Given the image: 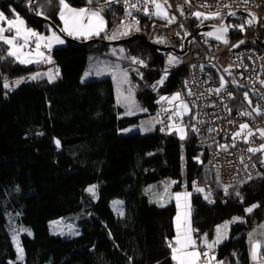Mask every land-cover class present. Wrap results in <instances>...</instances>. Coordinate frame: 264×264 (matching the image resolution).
Listing matches in <instances>:
<instances>
[{"label": "trees", "instance_id": "1", "mask_svg": "<svg viewBox=\"0 0 264 264\" xmlns=\"http://www.w3.org/2000/svg\"><path fill=\"white\" fill-rule=\"evenodd\" d=\"M65 1L102 11L106 28L93 38L103 41L133 35L145 39L152 20L167 22L153 14L140 16L127 22L137 24L138 30L130 28L126 35L111 40L126 22L121 7L110 0ZM29 3L0 0V11L7 19L22 17L28 27L41 33L51 31L29 15ZM34 12L60 27L59 0H35ZM28 42L35 40L30 37ZM121 45L143 62L136 63L141 78L133 76L139 83L135 95L151 113L157 114L164 105L157 102L159 95L184 96L181 64L169 70L162 85L153 87L165 70L164 57L148 42ZM109 47L73 42L53 47L48 53L58 74L50 83L45 76L28 77L38 65L27 67L8 56L9 46L0 41V264H175L168 247L176 236L175 206H161L163 202L145 191L147 185L163 179L172 180L175 191L185 183L192 192L191 227L197 248L214 257L210 264H254L248 234L264 223L260 157L255 159L256 174L226 193L197 154L190 133L184 145L174 132L157 128L147 134H121L139 116L119 115L110 78L81 79L88 56ZM16 80L21 81L17 86ZM188 120L190 116H185L184 122ZM194 183L208 191H196ZM90 186L94 193L87 191ZM116 200L123 205L122 216L111 208ZM253 205V211L247 212ZM6 217L14 219L17 230H11L23 250L20 259L6 229ZM60 219L74 221L77 234H52L50 221ZM224 222L230 223L228 237L206 250L202 239H212ZM208 257L202 256L201 262L209 264Z\"/></svg>", "mask_w": 264, "mask_h": 264}, {"label": "built area", "instance_id": "2", "mask_svg": "<svg viewBox=\"0 0 264 264\" xmlns=\"http://www.w3.org/2000/svg\"><path fill=\"white\" fill-rule=\"evenodd\" d=\"M110 1L121 7L122 18L126 22L137 21L140 16L155 12L151 0H127V4L125 0ZM156 2L165 7L168 18L175 19L172 23H168V20H152L145 39L151 45L181 51L185 35L191 37L187 52L181 60V66L185 69V99L191 108L188 131L192 135L197 154L203 159L205 167L216 174L219 185L223 189L238 186L256 174L255 159L259 156L263 161L264 154L248 151L250 147L259 148L264 145V138L260 136V132L264 131V0ZM133 4L136 8L131 7ZM126 9L131 13L130 16L126 14ZM197 12L202 14L200 18L194 15ZM217 13L218 16L213 19H204L205 15L213 16ZM229 13L237 15L227 22V43H212L195 36L196 31L205 25L219 26ZM247 16L252 17L253 24ZM240 26H243V30ZM26 46L33 53V42H28ZM121 63L135 71L141 69L140 65L133 62ZM168 77L169 71H162L152 86L163 84ZM216 89L220 91L216 92ZM245 91L250 95L257 112L246 104L243 97ZM174 112L175 107L166 105L159 109L157 128L160 132H170L167 126L172 119L168 117H175ZM241 124L248 126L242 132ZM249 131L253 135L248 136ZM237 132H241V135L234 138ZM222 145L226 146V150ZM193 188L208 191V188L197 183H194ZM253 263H264V254H259Z\"/></svg>", "mask_w": 264, "mask_h": 264}, {"label": "rangeland", "instance_id": "3", "mask_svg": "<svg viewBox=\"0 0 264 264\" xmlns=\"http://www.w3.org/2000/svg\"><path fill=\"white\" fill-rule=\"evenodd\" d=\"M65 3H67V2L65 1ZM69 7L74 9V10H77V11L84 9V8H77V7L74 8V7H71L70 5H69ZM163 10H164V12L167 13L164 6H163ZM155 11H156V9H155ZM0 13H2V12L0 11ZM17 16L18 15H15L13 18H10V19H7L5 17L4 21H0V28L4 29V32L2 33V35L4 37H6V38L15 37V35H16L15 29L9 31L7 21L8 20H14ZM154 16L157 17L158 19H161V20H167V19H162L156 15H154ZM167 16H168V13H167ZM205 16L213 17L212 15H205ZM19 18L24 21V28L25 29H30L31 31L37 33L39 36H44L45 38H48L54 34L52 31L41 33L37 30H34V29H32L26 25V22L22 17H19ZM85 18H87V17H85ZM210 19H213V18H208L205 20H210ZM130 28H134L135 30H138V25L135 23L130 24L127 22H122L118 31L115 32V34L111 35L110 39L112 40V39L121 38L123 36L121 33L128 32ZM113 37H115V38H113ZM69 38H72V37H69ZM33 39L35 40V44H36V38L33 37ZM0 41H3V40H0ZM40 43H41L40 49L42 48L44 50V48H46L47 50H49L50 48H53L55 46L63 45L64 41H63V43H59V44L51 43L50 48L45 46L46 41H40ZM14 44L23 45L24 40L22 38L21 39L17 38L16 40H14ZM25 47L26 46H24L21 49V52L23 53L22 58L26 59V60H31L33 62L22 63L23 65H25L27 67H31V66H35V64L37 62L40 63L42 61V56L37 55V53L35 51L36 45H34V47H33V48H35L33 50V52H34L33 54H29L27 51V47H26V49H25ZM102 54H105V55H102ZM102 54H97L98 56H90V57L88 56L87 65H86V69H85L84 74H83L82 81H86V80L91 79L93 72H97V74H103V75L109 74L112 77L115 75L116 79H114V82L116 83V88H117L115 91V93H116L115 101H116L118 108L120 109L119 115L121 117L139 116L138 121L136 123L129 125L127 128L121 130L120 133L121 134H131L134 132H139L141 134H147V133L153 132L155 130V126H156L157 121H158L157 114L151 113L148 110V108H146L145 106H143L141 104V102L139 101V99L135 95V90L137 88L136 86H139V83L137 80H135L133 78V76H136L137 79L141 78V72H137L135 70L128 69L127 67L123 66L120 63V61L132 62L133 59H136L137 61H142V60L140 58H138L137 56L129 55L122 45L111 46V47H109V49L107 51L103 52ZM169 56L175 57L179 62L170 65L168 63ZM181 60H182V56H179V55L171 53V52H167L164 55V69H165V71H169V70L179 66L181 64ZM48 61H51V59H49ZM138 64L143 65V62L138 63ZM43 65H45V64H43ZM125 73L127 75V83L121 84L120 81L123 79V74H125ZM43 74H45L47 76L50 74V75L55 76V78H56L57 69L52 67V66H47V65L42 66L41 72L39 73V75H43ZM30 76L31 75H28V77H30ZM16 81H18V80H16ZM16 81L14 82L15 86H17ZM129 89L131 90L130 99L126 100L125 97H129ZM176 94H174V95H176ZM245 94H247V99H245ZM174 95H172V96L159 95L157 102L158 103L163 102L166 106L171 107V108L175 107V112L178 110L177 105H179L181 103V101L184 104L188 105L185 97H183V96H180V100H178V101H173L172 103H168V99H170ZM243 97L245 99L246 104L249 106V108L254 110V112H257V108L252 105L251 97L246 91L244 92ZM162 98H167V99H162ZM179 110L182 112V115L178 117L179 121H177L175 123L170 122L169 125H179L181 128H183L185 138L180 139V133L176 130V128H169V131L174 132L175 135L182 141V145H184L186 136L189 134V131H188L189 120H188V122L185 123L184 117L185 116H191V108L188 105L187 113H183L182 109H179ZM262 159L264 161V154L262 155ZM183 160H184L183 164L185 165V158L184 157H183ZM173 185H174V182L172 180L163 179V180H160V181L155 182L153 184L147 185V187H145V191L147 192V194L149 196H151V197L156 196L158 199L164 201L162 203L163 205H169L171 203L174 204V206H175V216H174L175 228L177 229V214L180 213L181 221L183 222L186 220L187 223L190 225L191 239L195 242L194 250L199 252L197 250L198 248L196 247V240L194 238L193 230L191 227V197H192V192L186 189L185 183L183 184V189L178 190V191L173 190ZM90 187H92V186H90ZM166 189H167V191H166ZM186 193L188 194L187 196H185ZM176 194L181 195L179 207L177 206V201L175 199ZM116 201H119V200H116ZM114 202L115 201L112 202L111 208L116 213V215L122 216L123 205H122L121 201H119L120 203L118 205H114ZM6 218H7L6 229H7L8 233H10L11 241L14 245V248H15V251L17 254V259H20L23 256V250H22V256H21V254L18 253V251H17V244H19L21 249H22V247H21L20 242L18 241V237L15 233L17 229H16L14 219L11 217H6ZM224 225L228 226V225H230V223H226ZM224 225L217 227V229H221L222 234H223L222 228L224 227ZM11 229L15 232H13ZM258 229H260V228H258ZM49 231L52 234H55V235L57 234L58 236H61V237L75 236L77 234L76 233L77 231L75 228V222L72 221V223H71L70 221H64L63 219L50 221ZM253 231H254V233H257L256 229H254ZM27 232H29V231H27ZM176 236H177V230H176ZM176 236H175V239H176ZM14 237H15V239H14ZM175 239H174V241H175ZM216 239H217V232L215 233V238L213 241H215ZM202 240H203L202 243L204 244L206 250H209L207 248L205 242L210 244L213 241H211V239L209 240L207 238L206 239L203 238ZM222 240H224V239H221L220 242H223ZM248 240L250 241L249 238H248ZM202 243H201V245H202ZM218 244H221V243H218ZM215 246H216V244L213 246V248ZM199 261H198V264H200Z\"/></svg>", "mask_w": 264, "mask_h": 264}, {"label": "snow or ice", "instance_id": "4", "mask_svg": "<svg viewBox=\"0 0 264 264\" xmlns=\"http://www.w3.org/2000/svg\"><path fill=\"white\" fill-rule=\"evenodd\" d=\"M165 2H166V0H165ZM186 2H187V0H186ZM125 3L127 4V0H125ZM151 3H153V5L156 9V11L154 13H152L153 15H156L162 19H167L168 23L174 22L175 18L174 17L168 18L167 13L164 12L163 6L160 3L156 2V0H151ZM59 4H60V19L64 22V25H65L64 29H62V30L65 31L68 35H74V36L98 35L101 31L104 30V20L100 16L99 11H90V10H86V9H81V10L77 11V10L70 8L69 5L67 3H65V0H59ZM131 7L136 8V5L133 4V5H131ZM145 11L147 12V9H145ZM37 14H39V13H37ZM126 14L129 16L131 15L130 12H127V9H126ZM194 15L197 18H200L202 14L197 12ZM229 15H235V13H229ZM249 15H251V13H249ZM215 16H218V13L213 14V17L205 16L204 19L214 18ZM85 17L88 18V23L86 25L83 23V20ZM4 20H5L4 14L0 13V21H4ZM93 21H95V23ZM7 24H8V30L11 31V30L15 29L16 35L13 38H6L2 35V33L4 32V29L0 28V40H3V42L5 44L9 45L8 56L14 57L20 63H31V62H33L31 60L23 59L22 58L23 53L21 52V49L28 44L29 37H35L36 38V49H35V51H36L37 55H39V56H43V53L39 52V49L41 47L40 41H46L45 46L49 47V48L51 47L52 41H55L56 43H63V40H61L55 34H53L51 37L45 38L44 36H39L37 33L31 31L30 29H25L24 28V21L22 19H20L19 16H17L14 20H8ZM240 27H241V30H243V26H240ZM227 30L228 29L222 25L221 28L217 30L220 34L216 36V39L223 40L224 43H227V40L224 39V36H223V33H226ZM121 34L126 35L127 32H123ZM207 35L211 36L212 33H208ZM17 38H22L24 40V44L23 45L14 44V40H16ZM113 38H115V37H113ZM240 43H243V41H241ZM132 62L133 63H142V61H137L136 59H133ZM178 62L179 61L175 57L169 56L168 63L170 65H172L174 63H178ZM226 71H227V69H226ZM38 75L39 74H37V76ZM37 76L31 77V79H36ZM48 78H49V82L51 83L55 79V76L49 74ZM113 79H116L115 75L113 76ZM20 82L21 81H16L17 84H19ZM120 83L121 84L127 83L126 73L123 74V79L120 81ZM161 83H162V81H161ZM4 87L7 88L8 85L5 84ZM223 87H224V83H223V80H221V88H223ZM215 91L219 92L220 89H216ZM130 94H131V90L129 89V97H125L126 100L130 99ZM189 94L191 95V93H189ZM162 99H167V98H162ZM245 99H247V94H245ZM178 100H180V94L179 93H177L176 95H174L173 97L168 99V103H172L173 101H178ZM177 108H178V110L173 113V115L177 116V117L182 115V112L179 109H182L183 113H187V111H188V105L184 104L182 101L179 105H177ZM241 115H247V113H241ZM168 118L172 119V116H169ZM167 127L168 128H176V130L180 133V139L185 138L183 128H181L179 125H168ZM247 127L248 126L246 124H241L240 125L241 132L243 130H246ZM162 131H163V129H162ZM241 132L235 133L234 138L239 137L241 135ZM247 135L251 136V135H253V133L249 131L247 133ZM260 136H261V138H264V131L260 132ZM245 142H247V140H245ZM56 145H57V147H59V145H60V142L58 140L56 141ZM221 147L225 148V150H226V146L222 145ZM248 151L251 153L264 152V145H261L259 148L250 147V148H248ZM262 163H264V161H262ZM87 191H89L90 193H94V187H90L89 189H87ZM166 191H167V189H166ZM196 191H203V189L196 188ZM225 192L227 193V189H225ZM187 195L188 194L186 193L185 196H187ZM205 198L207 199L208 197L206 196ZM175 199L177 201V206L179 207L181 195L176 194ZM119 203H120L119 201H115L114 205H118ZM161 206H163V204H161ZM255 207H256V205H253L252 207L246 209V211L250 213L251 211H253V209ZM224 227L226 228L227 225H225ZM176 230H177V236H176L175 241L168 243V247L171 249L172 260L175 262V264H198V261L200 260L201 256L208 257L207 252L199 253V252L194 250L195 242L191 239L190 225L187 223L186 220L183 222L181 221L180 213L177 214V229ZM221 236H222L221 229H217V239L210 244L205 242L207 248L209 250H211L215 244L220 242ZM14 239H15V237H14ZM249 243L251 246L252 258L254 261H257V257L259 255V249L261 248V244L257 243V242H253L251 240V237H250ZM17 251L22 256V249L20 248L19 244H17ZM211 259H214V257H211L210 260ZM210 260H209V264H210Z\"/></svg>", "mask_w": 264, "mask_h": 264}, {"label": "water", "instance_id": "5", "mask_svg": "<svg viewBox=\"0 0 264 264\" xmlns=\"http://www.w3.org/2000/svg\"><path fill=\"white\" fill-rule=\"evenodd\" d=\"M34 5H35V0H30L29 6H28L29 15L31 17L37 19L38 21L42 22L44 25H46L55 35H57L64 42H73V43L80 45V46H87V45H91V44H102L105 46H118V45L128 43V42H131L134 40H139L144 44L147 43L146 40L141 35H133L129 38L115 40V41H103L99 38H91V39H87V40H80V39L76 40V39L69 38L68 36H66L64 34V32L61 30V28L58 27L57 25H55L51 20H49V19H47L41 15H37L34 12ZM235 15H237V14L235 13ZM235 15H229L228 14L223 19V21L221 22V24L219 26L205 25V26L199 28L196 31L195 36L199 39H203V40H206V41H209L212 43H218V44L224 45L225 43L223 42V40L216 39V36L220 34L217 30L220 29L222 25L228 29L227 22L231 17H233ZM247 18H249V21H251L250 23L253 24L254 21H253L252 17L247 16ZM208 33H212V35L209 36V35H207ZM228 33H229L228 30L226 33H223L224 39H226V37L228 36ZM190 40H191V37L189 35H185L181 51H175L174 49L167 47V46L163 47V46L150 45V47L159 57H164V55L167 52H171V53L177 54L179 56H183L187 52Z\"/></svg>", "mask_w": 264, "mask_h": 264}, {"label": "crops", "instance_id": "6", "mask_svg": "<svg viewBox=\"0 0 264 264\" xmlns=\"http://www.w3.org/2000/svg\"><path fill=\"white\" fill-rule=\"evenodd\" d=\"M68 4V3H67ZM71 7H73V6H71ZM75 8V7H74ZM77 8H84V9H86V10H90V11H99V10H94L93 8H90L89 6H79V7H77ZM99 13H100V16L103 18V20H104V30H105V28H106V19H105V17H104V15L102 14V11H99ZM59 20H60V27H61V29H64V27H65V25H64V22L60 19V12H59ZM94 23H95V21H93ZM83 23L86 25L87 23H88V18H84V20H83ZM103 30V31H104ZM103 31H101L98 35H88V36H74V35H68L65 31H64V33L68 36V37H72V39H80V40H87V39H90V38H93V37H96V36H99ZM21 39V38H20ZM30 39V38H29ZM52 43L53 44H59V43H56L55 41H52ZM56 47V46H55ZM52 48H50L49 50H47L46 48H44V50L41 48V49H39V51H40V53H43V56H42V61L40 62V63H36L35 65H38V67L36 68V70L31 74V77H33V76H37V74H39L40 72H41V68H42V66H45V65H47V66H52V67H54L55 68V63L53 62V59L51 58V56L49 55V51L51 50ZM34 53V52H33ZM99 54H102V53H99ZM102 55H105V54H102ZM90 56H98L97 54H91V55H89V57ZM49 59H51V61H48ZM122 61H120V63H121ZM43 64H45V65H43ZM122 64V63H121ZM123 65V64H122ZM124 66V65H123ZM129 69V68H128ZM83 74H84V72H83ZM83 74H82V78L81 79H83ZM40 76H45L48 80H49V78H48V76L47 75H45V74H43V75H38L37 77H40ZM91 78H110L111 79V81H112V84H113V89H114V96L116 95V93H115V91H116V83L114 82V79H113V77L112 76H110L109 74H107V75H103V74H97V72H93L92 73V76H91ZM160 85H162V84H160ZM157 86H159V85H157ZM183 97H185V94H184V96ZM165 105V104H164ZM176 118H177V120H176ZM157 119H158V113H157ZM177 121H179V118L177 117V116H175V117H173L172 118V120H171V122H173V123H175V122H177ZM157 124H158V121H157ZM157 124H156V126H155V128H157ZM158 129V128H157ZM263 160V159H262ZM217 177V176H216ZM160 200V199H159ZM161 202H164V201H162V200H160ZM235 220H237V219H235ZM237 221H239V219L237 220ZM226 223H229V222H224L222 225H220V226H223L224 224H226ZM225 226V225H224ZM260 226V227H259ZM259 226H257L255 229L257 230V233H254V229L248 234V238L250 239V237H251V240L253 241V242H257V243H260L261 244V248L259 249V254H260V252H261V250H262V248L264 249V223H261ZM258 228H260V229H258ZM176 229V228H175ZM222 231H223V234H222V236H221V239H226L227 237H228V231H229V225L225 228V227H223L222 228ZM217 232V231H216ZM214 238H215V236L211 239V241H213L214 240ZM210 240V239H209ZM224 240H222V241H224ZM210 241V242H211ZM219 243H221V242H219ZM217 245H219L218 243L216 244V246ZM197 247V246H196ZM198 251H199V253H201V251L199 250V249H197ZM253 259V258H252ZM207 260H210V257H208L207 258ZM202 261V256H201V258H200V264H203V262H201ZM211 261V260H210ZM263 264V263H262Z\"/></svg>", "mask_w": 264, "mask_h": 264}, {"label": "bare ground", "instance_id": "7", "mask_svg": "<svg viewBox=\"0 0 264 264\" xmlns=\"http://www.w3.org/2000/svg\"><path fill=\"white\" fill-rule=\"evenodd\" d=\"M91 39V38H90ZM77 40V39H76ZM33 45H36L35 43H33ZM35 49V48H34ZM175 50V49H174ZM175 51H177V50H175ZM128 62H130V61H128Z\"/></svg>", "mask_w": 264, "mask_h": 264}]
</instances>
